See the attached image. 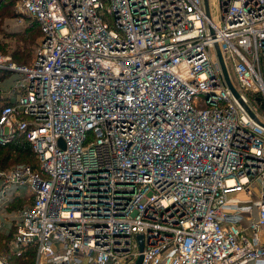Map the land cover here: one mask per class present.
<instances>
[{
	"label": "built area",
	"instance_id": "obj_1",
	"mask_svg": "<svg viewBox=\"0 0 264 264\" xmlns=\"http://www.w3.org/2000/svg\"><path fill=\"white\" fill-rule=\"evenodd\" d=\"M217 1L220 23L210 0H16L42 31L32 64L0 53L16 75L0 145L25 133L39 159L0 171L2 198L33 197L17 255L264 264V126L246 107L264 124V0Z\"/></svg>",
	"mask_w": 264,
	"mask_h": 264
},
{
	"label": "trees",
	"instance_id": "obj_2",
	"mask_svg": "<svg viewBox=\"0 0 264 264\" xmlns=\"http://www.w3.org/2000/svg\"><path fill=\"white\" fill-rule=\"evenodd\" d=\"M16 0H0V37L14 38L15 42L8 43L0 39V51L10 54L12 60L18 64L30 65L36 57V51L40 44L42 31L40 23L29 17H25L26 22L23 26L16 25L13 20L15 13ZM15 74L6 70H0V81H9ZM260 108L264 111V99L261 94L255 96ZM7 98L0 94V116L2 106L8 104ZM26 164L34 170L39 167V159L33 150V147L25 133H17L15 138L7 145H0V171L10 167ZM12 203L17 198H12ZM24 201L17 200L8 206L5 212L9 213L8 219H11L9 230L4 231L0 228V253L7 255L11 264H33L35 252L33 247H28L21 255L11 253L10 242L16 233V214L23 207Z\"/></svg>",
	"mask_w": 264,
	"mask_h": 264
},
{
	"label": "rangeland",
	"instance_id": "obj_3",
	"mask_svg": "<svg viewBox=\"0 0 264 264\" xmlns=\"http://www.w3.org/2000/svg\"><path fill=\"white\" fill-rule=\"evenodd\" d=\"M210 7H211L212 17H213L214 21L216 23H220L221 17L219 15V13H220L219 2L217 0H210ZM14 10H15V13H16L17 16H16L15 20H13V23L16 24V25L23 26L25 24V22H26V20H25L26 18L25 17H28V16H25V15L21 14L20 11L18 10V8L16 7V4H15V9ZM23 16H25V17H23ZM3 36L4 35H1L0 39H4L8 43H10V42L14 43L15 42L14 38L10 39V38H5ZM2 52L3 51H0V53H2ZM3 54H5V53H3ZM5 55H8V56L11 57L10 54H5ZM11 59H12V57H11ZM15 78H16V75H15L14 78L10 79L8 82L7 81H0V90H9V88L12 85L13 80ZM255 96H253V97L255 98ZM251 100H253V99L251 98ZM22 166H26V164L10 167L9 169H4V170H13L15 168L22 167ZM0 186H1V180H0ZM14 197L17 198V200L20 199V201H24L23 207L15 215L16 219H17L16 223H15V226L18 223V217H19L20 211L24 207L30 205L33 202V197L30 196L26 190H20L19 194H17V192H14L12 197H11V199H9V201H7L6 199H4V198H2L0 196V228H2L4 231L9 230V228L11 226V223H12L11 219H8L9 213L5 212V210L8 208V206L12 205L13 203H15L17 201V200H15L12 203V200H13L12 198H14ZM13 240H14V238L10 242V251H11V253H15V249L13 248ZM25 250H24V252H25ZM0 255L6 257L8 259L7 255L2 254V253H0Z\"/></svg>",
	"mask_w": 264,
	"mask_h": 264
},
{
	"label": "water",
	"instance_id": "obj_4",
	"mask_svg": "<svg viewBox=\"0 0 264 264\" xmlns=\"http://www.w3.org/2000/svg\"><path fill=\"white\" fill-rule=\"evenodd\" d=\"M208 6H209V5H208V0H206V7L208 8ZM218 56H219L220 62H221V64H222V68H223V71H224V75H225L226 81H227V83H228L230 89L232 90V92H233L237 97H239V93L237 92V90H236V89L234 88V86L232 85V82H231V79H230V75H229V73H228V71H227V69H226V66H225V64H224V59H223V57H222V53L219 51V49H218ZM246 107L248 108V111H249L251 117L254 118V119H256V120H257L262 126H264V124L258 120V118L256 117V114H255L254 112H252V110H250V108H249L248 106H246ZM60 142H61V145L64 146V145H63V141H60ZM138 240H139V242H140V249L143 250V247H144V243H143V235H139V236H138ZM142 259H143V257L140 256L139 259H138V261L136 262V264H141V263H142Z\"/></svg>",
	"mask_w": 264,
	"mask_h": 264
}]
</instances>
